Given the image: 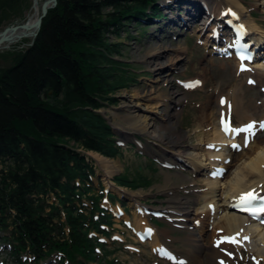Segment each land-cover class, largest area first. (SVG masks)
I'll use <instances>...</instances> for the list:
<instances>
[{
	"label": "trees",
	"instance_id": "1",
	"mask_svg": "<svg viewBox=\"0 0 264 264\" xmlns=\"http://www.w3.org/2000/svg\"><path fill=\"white\" fill-rule=\"evenodd\" d=\"M157 1L57 0L33 44L1 69L0 233L18 264L27 263L24 254L34 264L53 254L60 264L100 257V236L109 237L114 217L100 206L103 188L93 184V166L79 149L121 153L98 109L134 77L117 61L120 43L110 36L118 38L129 22L160 17ZM29 5L0 0V24Z\"/></svg>",
	"mask_w": 264,
	"mask_h": 264
},
{
	"label": "rangeland",
	"instance_id": "2",
	"mask_svg": "<svg viewBox=\"0 0 264 264\" xmlns=\"http://www.w3.org/2000/svg\"><path fill=\"white\" fill-rule=\"evenodd\" d=\"M29 1V7L23 8L21 16L14 15L8 21L0 24V31L5 27L21 23L27 18L33 6V0ZM216 1L220 2L222 0ZM157 2L159 5L157 3L156 5L162 14L160 17H147L142 20L141 24L129 22L120 31L118 38L110 36L111 41L120 43V46H118L119 54L115 56L117 61H121L126 67L128 66V72L134 77L132 82L113 95V101H104V105L98 109V112L111 126L115 139H117L122 148L121 153L107 158L117 160L120 166L114 165L110 168V170H113L112 173H109V168H107L108 171L104 170L91 157L89 152L94 151L79 149L93 166L94 176L92 180L95 187L98 188L100 185L104 188V191L108 190L109 193L115 196L113 201L110 199L112 201L110 202L104 192V197L100 200V205L107 207L109 212L113 214L114 224L112 228L115 230L109 229V237L100 236L106 244L99 254L100 257L90 262L91 264H107V261H114V264H192L190 260H187V257H191L192 255H188L183 246V237L188 234V231L183 227L170 223V221L161 215L162 211L158 210V208L167 205L169 194L158 191V187L166 182V176L169 175L171 186H180L178 194L190 195L192 197L190 207L195 211L197 210V212L204 210L206 199L203 195L209 190V186L206 183V175L211 174L216 168H220V166H214L215 163H209L211 159L218 158L210 151L212 146L210 140L205 139V142H207L205 147L203 144L196 148L193 147L194 145H198L202 138L209 136L198 134L199 129L196 128V125L197 119L201 114L200 112L205 111L208 114L206 121L208 122L209 132L212 134V131H214L212 129L214 126L218 127V120L223 116L220 112L221 104H219L216 98L219 94H226L234 83L241 82L242 88L240 94L244 97L243 105L247 106V108L250 109L254 104L256 105L259 101L263 100V87L254 84L250 85L247 83L246 75L236 74V62L230 53L220 51L218 43L214 40L203 43L204 33L215 22L212 20L208 24L209 27L203 33L198 32L197 21L188 24L189 20L204 16V12L210 8V4L205 6L201 3V0H158ZM164 2L168 6L164 7L165 4H162ZM169 2L174 3L173 6H176V8L171 6L172 3ZM241 2L247 6L252 20L258 24L259 29L264 30V0H241ZM252 4L257 5L252 6ZM188 8H190L189 13ZM247 13L246 11L245 14ZM173 15H177V17L173 18ZM187 15L194 17L189 19V17L186 18ZM181 18L184 21L186 20L184 22L185 26H173L170 24L171 22H176V19ZM229 24H231L230 21ZM163 30L171 31L173 35L165 38V34L161 32ZM223 31L224 33L230 32V27L226 26ZM25 39L27 42L22 40L8 47L0 46V71L9 66L13 53L26 48L29 38ZM156 44L169 47L181 45L185 48L179 66L175 69L164 70L162 72L164 73L163 78L160 77L162 79L159 81H155L153 64L148 63L144 56L145 52ZM261 72L263 74L261 80L264 85V67ZM202 77L204 79L202 85L187 86L191 79ZM150 88H153L154 91L161 95L158 99L164 100L163 103L167 105V112L174 115L172 118V121L175 123L174 131L182 136L175 148H172L171 142H166L167 140H164V137L162 138L159 132L158 127L164 124V119L158 117V114L156 115L157 111L153 102L154 100L146 101L134 95L136 93L144 94ZM134 102L139 103V107H136L137 109H134L135 111L132 112L149 116L151 125H149L147 132L140 133L135 131L125 119L127 109L124 105ZM231 113L232 122L239 123L240 118L234 112ZM117 123L124 127L123 129L128 132V135H125L122 130L116 127L118 126ZM263 137L264 128H261L255 134V139L260 140ZM177 147L186 149V151L183 154L177 153ZM239 152L243 154L245 150L242 149L237 153ZM178 154L185 159V166H187L185 170H181L173 165L168 166L167 163H163L161 160L165 156L166 158L171 157L176 159L174 157L178 156ZM235 157L236 160L233 163L236 162L235 164L239 165L241 163V160L238 159L240 155H235ZM199 159H201L200 163H202L200 164L201 172H199V167L195 166V164H199ZM234 168L232 166L227 170L226 174L224 173L225 177L223 175L221 179L226 180V177L230 176L229 173ZM178 173H182V175ZM119 176L132 180V184H137L138 186L117 185L114 182V178ZM222 181L216 183L213 191L214 203L218 205L220 204V198L225 196V193L222 192L225 189V184H222ZM184 186H186V189L182 190L181 188ZM188 189H193V192L188 193ZM135 191H143L146 194L143 193L140 197L137 195L131 196V193ZM142 208L144 212L137 211V209ZM216 214H221L220 208ZM140 226L153 230L155 232L154 241L160 240L164 242L173 251L174 255L177 256L178 261H173L166 255H159L156 249H154V241L149 239L139 241L135 228H139ZM261 228L262 226L258 225L257 228L252 229V233H254L253 239L245 240L242 238L241 241L243 240L244 244L239 239V243H231L233 249L225 250L226 258L221 259L210 256L207 253L208 250H212V248H209L210 246L214 247L210 235L213 227L211 222H208L203 232V243L206 244L207 248L201 252L202 256H199L198 263L264 264V237L258 233V231H261ZM250 248L259 256L262 262L256 261L249 254L248 249ZM3 251L0 252L2 264H18L10 251H5L4 249ZM105 251H107V254L102 257V252ZM23 258L29 260L32 256L29 254L23 255ZM104 259H106V262ZM58 260L59 258L56 255L51 256L49 260H40L38 264H60ZM27 264L34 263L28 262Z\"/></svg>",
	"mask_w": 264,
	"mask_h": 264
},
{
	"label": "bare ground",
	"instance_id": "3",
	"mask_svg": "<svg viewBox=\"0 0 264 264\" xmlns=\"http://www.w3.org/2000/svg\"><path fill=\"white\" fill-rule=\"evenodd\" d=\"M42 1L43 0H33L32 10L27 16V18L23 21V22H27L28 25H30L29 28L19 29L15 32L14 31L9 32V35H11L10 40L1 43L0 46L3 45L4 47H8L11 44L17 43L22 40H26L25 39L26 37L16 36L21 32L24 33V32L36 31V26L34 25V23L40 14V6ZM222 1L218 2L216 0H201V3H203L205 6H207V4L208 5L210 4L211 5L210 8L206 9L207 11L204 12L205 14L204 16H201L198 19L195 18L193 20L188 21V24L197 21L196 25H198L197 29L199 33H203V31L207 27H209L208 24L212 20L215 22L214 25H212L210 29L208 28V31L204 33L203 43L209 42L210 40L212 41L214 40L217 42L224 41L225 37L227 38L228 37L227 35L230 34V32L228 31L224 33L223 30L226 28V26H228L227 25L228 21H235L237 23V26L239 24H244L245 28L249 32V36L254 37V39H256L258 43L260 42L261 45H263L264 30H260L258 24H256V22L252 20L251 14L249 13L247 6H245L241 2V0H224L223 2ZM162 4H165V2ZM173 4L174 3H172L171 6H173ZM256 5L257 4H252V6H256ZM166 6L168 5L165 4L164 7ZM173 7L176 8V6ZM189 11L190 8H188V13ZM246 11L248 12L247 14H245ZM172 17L176 18L177 15H173ZM188 17L189 19H192L194 16L191 17L187 15L186 18ZM185 21L184 19L181 18V19H176V22H171L170 24L173 26H182L184 25ZM161 32L165 34V38H167L169 35L171 36L173 35V32L168 30H163ZM226 33L227 35H225ZM229 39L232 40V36H229ZM224 43H226L227 46L228 43L226 42V39ZM221 49H224V45L221 47ZM227 51L231 54L232 57H234L233 54L234 51L231 49V47L226 49V53ZM184 52H185V48L181 45L169 47L166 45L156 44L155 46L148 49L145 52L144 56H145V60H147L148 63L153 64L152 68L154 69L155 72V81H159L163 78L164 73L162 72L164 70L177 68L182 61V54ZM263 62L264 61L260 60L249 64L250 67L247 71H240L238 69V64H236V74L246 75V80L249 78H253L255 85H260L264 88V85L261 80V78L263 77V74L261 72V70L264 67ZM194 80H200V85H202L204 82L203 77L191 79L190 81H194ZM241 88H242L241 82L240 81L236 82L231 86V88L228 90L226 94L224 95L219 94L216 100L219 102V104H221L220 112L223 115L222 116L223 118L227 117L229 120H231L232 119L231 112H234V114H236L240 118L239 123L237 124L232 123L233 129H240L242 125L247 126L250 123H254L255 126L252 130L240 131V132L232 131V136L230 137L231 139H229L221 131L219 125L218 127L214 126V128L212 129L214 131H212V134H210L208 122L206 121L208 114H206L205 111L200 112L201 114L197 119L196 128L199 129L198 134L204 136L209 135V136L202 138L201 142L198 143V145H194L193 147L196 148L201 144H203V146L205 147L207 145L205 139L210 140L212 143L210 151L214 156L216 155L215 157L218 158L211 159L209 163H213V164L215 163L214 166H220L223 167L224 169L222 170L223 172L221 173L217 172V169H215L211 174L206 175L207 176L206 183L209 186V190L205 192V194L203 195V197L206 199L205 209L197 212V210L195 211L193 208H191L190 203L192 201V197L190 195L187 196V195L178 194V191L180 190V186H171L170 183L171 179L169 175L166 176V182L158 187V191L166 192L167 194H169L167 205L165 207L163 206L162 208H158V210L162 211L161 215L165 219L170 221V223L175 224L179 227H183L188 231V234L185 237H183V246L185 252L188 253V255H192L191 257H187V260H190V263L192 264H199L198 263L199 256L201 255V252L207 248L206 244L203 243L204 241L203 232L205 227L208 225V222H211V225L213 227V231L211 232L210 235L212 237V244L214 247L210 246L209 248H212V250L211 251L208 250L207 253L210 256L221 259H223L226 255L225 250L233 249L232 248L233 245L228 242H221L218 244V241H221L222 236H226V235H231V237L235 236L236 240L239 239L241 241V239L245 235H248L249 239L251 238L253 239L252 236H254V233H252L253 232L252 229L257 228L258 226L257 224L248 221L244 214L236 212L235 206L236 203L239 202V198L241 197L242 194L253 190L254 192L264 191V137L261 138L260 140L259 139L256 140L254 138L255 132L258 131L260 128L259 127L260 124L264 122V99L259 101L258 104L256 105L254 104L249 109L247 108V106L243 105L244 97L242 96V94H240ZM134 95L142 100H146V101L154 100L153 102L157 111L156 115L158 114L157 115L158 117L164 119V124L158 127L159 132L162 135V138L164 137V140H167L166 142H171L172 148H175V146H177V143L179 142V139H181L182 136L178 132L174 131L175 123L172 121L174 115H171L170 113L167 112L166 110L167 105L163 103L164 100L162 101L161 99H158L159 97H161V95L156 91H154L153 88H150L144 94L136 93ZM263 97H264V92H263ZM222 100L224 101V103L221 102ZM138 104L139 103L134 102V103H130L129 105H124V107L127 109L125 114V119L135 131H138L140 133L147 132L149 125H151L149 121V116L139 115V114H135V112H132L139 107ZM116 127L122 130L125 133V135H128L127 134L128 132L125 131L123 129L124 127H122L120 124H118V126ZM234 132L235 135L233 136ZM245 136L250 137V141L249 143H247V145L244 144ZM233 142H236V145L242 146L241 149H244L245 152L242 154L241 152L237 153L236 149H234V151L231 150L229 147H231L230 143ZM185 151L186 149H183L181 147H177L176 149V152L181 154H183ZM89 153L91 157L94 159V161L98 163V165L101 166L104 170H107V168H109V173H112L113 170H110V168H112L114 165H118V167L120 166V163L117 160H112L110 158L104 157L96 152H89ZM159 153L162 154L161 152ZM235 155H240L238 159L241 160V163L239 165H236L235 164L236 162L233 163V161L236 160ZM198 157L200 158V156ZM162 158L163 159L161 160L163 161V163H167L168 166L173 165L181 170L182 169L185 170L187 167L185 166V159L182 156H180V154L174 157L176 159H173L171 157L166 158V156ZM200 160L201 159H199V164H195V166L199 167L198 168L200 170L199 172L202 171V169L200 168L201 167L200 164H202L200 163ZM216 161L218 162L216 163ZM232 166H234L235 168L232 171H230L229 173L230 176L226 177V180L221 179L223 178L224 173L226 174V171L229 170ZM180 174L182 175V173ZM221 181L223 182L222 184H225V189L224 191H222L223 193H225V196L220 198V204L218 205L217 203H214L215 200H214L213 191L216 183H219ZM185 187L186 186H184L181 189L185 190L186 189ZM187 191L188 193L191 191L193 192V189H188ZM143 193L145 192L135 191L131 193V196L137 195L138 197H140L142 196ZM219 208L221 214H216L218 213ZM137 211L144 212V209L143 208L137 209ZM215 215L216 217H214ZM143 227L145 228V226ZM144 228H142L141 226L139 228H135V232L136 233L143 232L144 230L145 231L147 230L149 232L150 230L149 240L154 241L155 232L151 229L148 230ZM263 229L264 226H262L261 231H258V233L264 237ZM237 233H240V235L237 236L236 235ZM241 242L242 244H244L243 240ZM153 243L155 244L154 249H156L158 254H162V255H165L166 253H168V255L172 254V251L164 242H161L160 240L158 241L155 240ZM248 250H249V254L256 261L262 262L259 256L256 253H254V251L251 250V248Z\"/></svg>",
	"mask_w": 264,
	"mask_h": 264
},
{
	"label": "snow or ice",
	"instance_id": "4",
	"mask_svg": "<svg viewBox=\"0 0 264 264\" xmlns=\"http://www.w3.org/2000/svg\"><path fill=\"white\" fill-rule=\"evenodd\" d=\"M199 83V82H196ZM188 87H193L195 86L194 84H189L187 85ZM224 103V101H221ZM222 124L224 125L225 131H235V132H240V131H250L254 128V123L248 124L245 128L243 129H231L230 125L227 121L223 120L222 118ZM261 127H264V123L261 124ZM258 199L257 195L255 194L254 190L244 193L241 195L239 198V207L241 210L248 212L250 215H252L254 218H259V214L264 213V203H260L258 206L253 205V201H256ZM261 200H264V198H260ZM264 222V221H262ZM150 231V230H149ZM237 236L240 235V233L236 234ZM245 240L249 239V237H244ZM221 242H230V243H237L238 241L236 240V237H223L221 241H218V244Z\"/></svg>",
	"mask_w": 264,
	"mask_h": 264
},
{
	"label": "water",
	"instance_id": "5",
	"mask_svg": "<svg viewBox=\"0 0 264 264\" xmlns=\"http://www.w3.org/2000/svg\"><path fill=\"white\" fill-rule=\"evenodd\" d=\"M57 3V0H43L41 2V6H40V14L37 18V20L35 21L34 25L36 26V31L35 32H24V33H20V34H17L16 36L17 37H26V38H29V42L27 43V46H30L33 44L37 34H38V31L41 27V24H42V20L43 18L46 16L47 12L49 9L53 8ZM30 25H28L27 22H21V23H16L14 25H11V26H8V27H5L2 31H0V44L5 42V41H9L10 38H11V35H9V32L11 31H17L19 29H26V28H29Z\"/></svg>",
	"mask_w": 264,
	"mask_h": 264
}]
</instances>
